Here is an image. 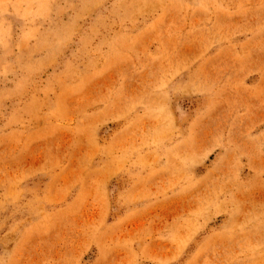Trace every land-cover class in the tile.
I'll list each match as a JSON object with an SVG mask.
<instances>
[{
  "label": "rangeland",
  "instance_id": "obj_1",
  "mask_svg": "<svg viewBox=\"0 0 264 264\" xmlns=\"http://www.w3.org/2000/svg\"><path fill=\"white\" fill-rule=\"evenodd\" d=\"M0 264H264V0H0Z\"/></svg>",
  "mask_w": 264,
  "mask_h": 264
}]
</instances>
